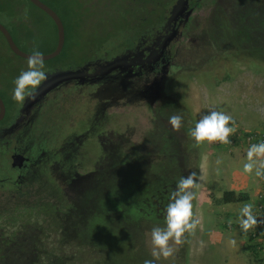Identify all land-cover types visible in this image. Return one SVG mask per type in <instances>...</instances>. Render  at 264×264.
<instances>
[{
  "label": "rangeland",
  "instance_id": "1",
  "mask_svg": "<svg viewBox=\"0 0 264 264\" xmlns=\"http://www.w3.org/2000/svg\"><path fill=\"white\" fill-rule=\"evenodd\" d=\"M21 1L24 11L19 13L17 22L29 30L24 33L33 35L23 38L29 44L28 51L49 52L57 41L51 19L35 5ZM87 1L92 9L82 17L80 30L73 32L71 45L90 46L97 52L94 43L103 42V46L110 48V38L121 35L123 30V23L114 18V10L126 14L134 11L137 5L130 8L126 0ZM216 5V0H203L202 8L192 16L176 44L179 47L178 64L171 67L165 81V98L161 102L165 107L159 108L157 115L149 113L143 106L127 107L120 118L110 117L105 121L104 127L113 130L105 132L106 137H113L115 141L105 151L109 161L99 162L110 163L102 172L103 182L97 184L95 176L93 187L87 189L85 195L76 196L74 202L58 199L63 201L60 214L54 213L48 204L37 205L39 220L32 215L30 221L40 223L36 253L42 258L51 253L50 257H62L70 264H143L147 253L150 255L148 249L151 251L152 248V227L164 226L168 194L175 188L179 177L195 172L198 187L194 188L197 195L192 202V218L199 223L192 233L184 234L181 244L169 242L174 249L173 255L167 259L161 257L159 264H260L258 260L254 261V251L249 248L252 240L248 232L240 227V210L251 199L227 205L214 200L232 187L231 177L236 174L244 182L239 190L248 192L250 198L256 194L261 177L243 171L248 148L241 143L229 147L214 141L198 144L185 128L194 127L195 122L210 110L231 115L236 132L264 125V59L249 57L246 52L240 55L218 53L206 47L208 38L211 37L213 42V35L221 28L213 29ZM105 13L110 15L111 28L106 29L104 25ZM261 16L264 18L263 12ZM34 18H39V23ZM7 19L8 13L0 12V22L6 23L16 34L15 26L7 23ZM99 31L110 34L98 35ZM260 31L264 33V24H260ZM70 54L72 59L82 60L85 56L81 52ZM51 59L43 60V69L49 70L55 65ZM9 62L17 63L23 71L28 68L27 58L15 54L0 31V64L5 66ZM173 114L183 117L179 130H174L169 123ZM119 127L128 138L122 145L118 143L120 134L114 136V129ZM100 152V148L94 150L95 161ZM169 154L174 158L170 159ZM199 198L202 201L209 198L210 202L199 207ZM97 204L99 214L89 218L90 211ZM66 209L67 226L74 228L75 237L63 244L61 237L67 229L61 228V216ZM214 232L222 233V242L214 241ZM31 235L29 231L28 236ZM4 252L11 255L0 254V264H31L26 256L35 254V247L34 243L14 244V247L0 249V253ZM261 257L264 253L258 258ZM261 262L264 264V260Z\"/></svg>",
  "mask_w": 264,
  "mask_h": 264
},
{
  "label": "flooded vegetation",
  "instance_id": "2",
  "mask_svg": "<svg viewBox=\"0 0 264 264\" xmlns=\"http://www.w3.org/2000/svg\"><path fill=\"white\" fill-rule=\"evenodd\" d=\"M25 1L35 5L31 0ZM177 1L126 0L130 8L137 5L126 14L140 23L130 41L124 43L122 34L114 35L110 38L112 49L105 47L101 53L94 52L90 46H68L67 53H85L83 59H72L70 54L43 71L47 76L70 69H82L81 72L59 78L46 92L35 95L43 80L36 89L26 92L23 102L12 98L14 80L23 68L17 67V63L0 64V249L14 244L35 245L41 233L37 228L40 223H32L30 219L33 215L32 218L39 220L38 204H48L54 213L60 214L63 201L58 199L74 202L76 196L85 195L93 187L95 176L97 184L103 182L102 172L110 163L99 162L109 161L105 151L115 141L113 137H106L105 132L113 131L104 127L108 118H120L127 107L143 106L153 115L165 107L161 103L165 98V84L158 90L161 77L166 67H169L168 77L171 67L178 64L176 44L192 16L202 8L203 0H185L172 16V7ZM189 10L192 12L187 17ZM114 11V18L122 20L124 13ZM109 17L105 13L103 20L111 28ZM15 42L23 49L22 44ZM22 42L26 43L23 39ZM112 60L115 63L108 64ZM114 132L115 137L120 134L119 144L128 139L120 127ZM96 148L101 152L95 161ZM138 155L141 160L140 152ZM99 211L97 204L89 218H95ZM64 212L61 228L67 231L61 238L67 244L75 236L74 228L67 226V209ZM38 256L35 250V254L26 257L38 260Z\"/></svg>",
  "mask_w": 264,
  "mask_h": 264
},
{
  "label": "trees",
  "instance_id": "3",
  "mask_svg": "<svg viewBox=\"0 0 264 264\" xmlns=\"http://www.w3.org/2000/svg\"><path fill=\"white\" fill-rule=\"evenodd\" d=\"M20 0H0V12L8 13V22L7 23H13L15 26L17 32L14 34L9 26L6 23H3L12 33L14 39L18 41V43L21 45L23 49H26L27 43L22 42V39L24 37H30L33 35H27L24 33V31H29L26 27H23V23H18L19 21L18 15L19 13L24 11L23 5L20 4ZM45 3L49 4L53 9H55L58 14L61 16L66 30V43H65V49L61 51V53L52 58L51 61H59L62 57H68L70 56L69 53H67V47L71 45L74 35V31H79L81 24H82V17H84L85 13L89 14L91 11V7L89 6V2L87 0H83L82 2L80 0H43ZM157 3V1H155ZM158 4V3H157ZM216 6L214 8V19H213V29L221 28L218 30L216 34L213 35V42L211 40V37L208 38L207 46L215 49L218 53L223 51V53H237L240 55L241 53H247L249 57L252 58H258V59H264V33L260 31V24H264V18L261 16V13L263 12L264 15V0H216ZM77 5V6H76ZM38 9H40L44 14H46L52 21L55 33L57 35V27L54 22V20L40 7L36 6ZM85 9L86 12H83ZM91 19V18H89ZM36 23H39V18H34ZM118 22H122V35L124 36V43H127L130 41V39L133 38L134 33L136 32L139 22L135 21V19L132 17L130 18L127 14L122 15V20L120 19ZM145 23H143L144 25ZM107 29V27H106ZM112 31V29L110 30ZM21 32V35H20ZM2 33V32H1ZM3 34V33H2ZM108 36V32L101 33L99 31L98 35ZM4 36V34H3ZM4 39L8 44V41L6 40L5 36ZM69 40V43H68ZM34 41V40H33ZM24 43V44H23ZM103 43V42H101ZM101 43L95 44V51L97 52H103V49L105 46H103ZM211 44V45H208ZM34 45V43H33ZM57 45V41L55 43L54 48ZM205 47V48H206ZM52 48V50L54 49ZM112 49V48H110ZM50 50V51H52ZM191 53V51L189 52ZM186 131L189 132V129L193 128L192 126H185ZM169 153H171L170 149H168ZM170 159H173L174 157L172 155H168ZM250 198L249 193L245 191H237L234 189H225L220 197H215V201L220 204H227V203H236V202H242L245 200H249ZM250 200V201H251ZM37 227V226H35ZM90 239H92L90 237ZM85 242V240H83ZM35 250L39 248V240L36 241ZM148 248V247H147ZM254 251L255 259L254 261H257L260 264H263L261 260H264V257L258 258L259 255L261 256V251H259L256 248L255 244L250 245L249 247ZM62 248L58 249L61 250ZM121 249V248H117ZM150 255L147 253L146 259H153L151 256V251L148 249ZM117 253V252H116ZM259 254V255H258ZM5 255V254H4ZM118 256L119 253H117ZM51 253L46 255V258H42L41 254L39 255L38 260H31V264H52L53 262L59 261L61 264H70L68 260L57 257L58 259H54L56 257H50ZM54 259V260H52ZM160 260L156 261V264L160 263Z\"/></svg>",
  "mask_w": 264,
  "mask_h": 264
},
{
  "label": "clouds",
  "instance_id": "4",
  "mask_svg": "<svg viewBox=\"0 0 264 264\" xmlns=\"http://www.w3.org/2000/svg\"><path fill=\"white\" fill-rule=\"evenodd\" d=\"M43 60L44 57L38 50H34L33 54L27 57V70L21 71L14 80L12 98L15 101L23 102L26 92L30 89H36L47 78V74L43 71ZM182 121L183 117L179 114H173L169 117V123L174 130L181 128ZM235 131L236 123L231 115L224 111L210 110L195 122L193 128L189 129V135L198 144L204 141H220L221 143H216L226 144L231 142L229 136ZM246 158L247 162L243 164V171L248 174L254 172L256 177L264 178V140L251 144L247 149ZM219 162L217 161V163ZM196 175L193 172L187 176L179 177L175 188L168 194V203L164 212V226H153L150 233L153 259H145L143 264H156V261L161 257L165 259L171 257L174 249L169 242L173 241L179 245L183 242L182 238L186 232L192 233L196 229L199 221L192 218V202L197 195L194 188L198 187ZM256 223L257 218L253 214V204L245 203L240 210L241 229L247 231ZM232 243L234 244L235 241L233 240Z\"/></svg>",
  "mask_w": 264,
  "mask_h": 264
},
{
  "label": "water",
  "instance_id": "5",
  "mask_svg": "<svg viewBox=\"0 0 264 264\" xmlns=\"http://www.w3.org/2000/svg\"><path fill=\"white\" fill-rule=\"evenodd\" d=\"M36 6L40 7L42 10H44L55 22L56 27H57V45L56 47L49 52L46 53H41L42 56L44 57V60L46 59H51L57 56L63 49L64 44H65V37H66V30H65V25L64 22L61 18V16L58 14V12L53 9L49 4L45 3L43 0H31ZM184 2H187L185 0H178L175 5L172 7V16L181 8L184 4ZM192 12V10H189L187 12V17L189 14ZM171 16V17H172ZM0 31L4 34L6 40L8 41L9 45L11 46L12 50L22 56V57H29L33 53L29 51H25L22 48L19 47V45L15 42L10 30L2 23L0 22ZM117 60V59H116ZM116 60L109 61L108 64L112 65L115 63ZM169 67L165 68V75L161 77L160 80V85L158 87V90L163 89L166 78H167V73ZM82 69L78 70H63V71H56L51 73L50 75L47 76V78L44 80L43 84L39 86V88L35 91V95L42 94L50 88V86H53L55 82L59 78H69L74 76L76 73H80Z\"/></svg>",
  "mask_w": 264,
  "mask_h": 264
},
{
  "label": "built area",
  "instance_id": "6",
  "mask_svg": "<svg viewBox=\"0 0 264 264\" xmlns=\"http://www.w3.org/2000/svg\"><path fill=\"white\" fill-rule=\"evenodd\" d=\"M230 143H226L229 146H233L236 143H241L245 147H249L253 143H258L264 140V127L254 130H240L230 134ZM221 143L220 141H216ZM262 182L256 194L251 200L253 204V214L257 218V223L247 230L250 241L256 245V248L264 253V178H261Z\"/></svg>",
  "mask_w": 264,
  "mask_h": 264
},
{
  "label": "crops",
  "instance_id": "7",
  "mask_svg": "<svg viewBox=\"0 0 264 264\" xmlns=\"http://www.w3.org/2000/svg\"><path fill=\"white\" fill-rule=\"evenodd\" d=\"M243 184H244V182H242L240 179H238L237 178V174H236V176H232L231 177V186L232 187L230 189H234V190H237V191H243V190H239V189L242 188ZM208 202H210L209 198H206L205 201H202L199 198V200H198V206L200 207V206L206 205ZM227 204H230V203H227ZM227 204H225V205H227ZM212 237L215 238L214 241H216V242H222V238H223L222 233H220V232H214L213 235H212ZM210 242H213V239H211ZM216 242H214V243H216Z\"/></svg>",
  "mask_w": 264,
  "mask_h": 264
}]
</instances>
